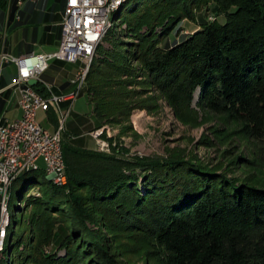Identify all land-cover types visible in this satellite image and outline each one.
Masks as SVG:
<instances>
[{
    "label": "trees",
    "instance_id": "16d2710c",
    "mask_svg": "<svg viewBox=\"0 0 264 264\" xmlns=\"http://www.w3.org/2000/svg\"><path fill=\"white\" fill-rule=\"evenodd\" d=\"M130 1L115 13L118 21L127 11L99 46L83 87L94 105L92 132L105 125L131 129L124 123L144 107L132 100L145 86L180 117L198 94L199 108L234 121L258 146L256 162L241 160L264 168V0H134L128 8ZM211 6L216 18L169 42L183 21L196 22ZM36 90L45 92L41 84ZM46 116L54 131L57 114L50 109ZM70 135L81 137L63 132L64 184L49 180L41 166L9 189L2 263L127 264L111 239L141 236L160 264H264L263 180L231 178L180 149L130 156L104 132L106 153L76 146ZM34 184L39 196H27ZM60 232L57 252L46 253Z\"/></svg>",
    "mask_w": 264,
    "mask_h": 264
},
{
    "label": "rangeland",
    "instance_id": "374dc122",
    "mask_svg": "<svg viewBox=\"0 0 264 264\" xmlns=\"http://www.w3.org/2000/svg\"><path fill=\"white\" fill-rule=\"evenodd\" d=\"M134 4L135 1L131 0L127 4V7L131 8ZM214 9L215 7L211 6L208 12L202 11L198 13L196 22L188 20L183 21L179 26L180 29L178 31L175 30L170 35L169 42L171 44L179 42L187 35H192L199 30L202 23L212 21L216 18ZM126 15L127 11L124 10L120 19L115 21V14H113L111 16V22L113 25H119L120 22L124 21ZM219 22L224 23L225 20L222 18ZM132 40L133 38L130 37L127 41L131 42ZM14 43H16L15 40ZM110 48L109 44L106 43L105 49L108 50ZM91 64L92 62L90 66ZM80 65L81 63L77 65L64 64L63 69L49 71L48 75L55 78L57 82H61L64 77H61L62 74L66 76L73 74L74 70ZM134 65L138 66L139 64L136 63ZM6 69L8 72L9 70L13 72L17 68L11 65ZM144 89L140 97L132 100V103L139 102L142 103L144 107L142 109H135L131 113L129 121L124 123L125 127L129 126L131 129L125 131L122 126L111 125H105L104 128H101L103 135L105 132L108 137L117 138L116 142L128 149L130 156H165L166 151L169 149H180L186 151L189 157L195 156L211 168L218 169L219 173H228L231 178L243 181L249 178H255L256 180L264 181V168H259L256 165H247V163L241 160V158H245L250 162H256L258 146L254 142L247 140L240 133L237 123L224 116H217L199 108L197 106L198 94L191 105V110L186 111L183 116L180 117L176 114L174 109L168 105L162 94L154 87L145 86ZM93 109L94 105L90 102L88 95L85 91H82L74 105L71 116L67 119L65 131L81 135L79 138L70 135V140H68L70 143L79 147L98 150V146H102V139L104 138L102 135V139H95L90 134L95 130L93 125V122H95ZM38 119L46 129L53 132V127L49 124L42 112L39 113ZM89 124L90 126L87 127ZM102 152L109 153V145H104V147H102ZM47 178L53 181V178L49 176H47ZM12 184L8 187L5 201L4 196H2L4 203L0 215V220L2 219L0 223L1 264H7L6 262L2 263L4 257L2 250L6 231L10 223L8 213L10 195L8 193L10 192L9 188H11ZM39 188V184L31 185L26 193L27 196L35 195L38 197ZM15 206L16 204L14 203L9 209L11 215L15 213ZM17 217L18 219L21 218L20 212L17 213ZM22 228H25V223ZM62 235L61 232L58 234L55 244L47 248L46 253L57 252ZM111 240L113 243L118 241L117 248L121 253L126 255L123 259L127 261V264H160L157 253L141 236H133V238L120 236L117 237V240ZM18 253V248L15 247L12 257L14 262H16ZM58 253L62 255L65 252L59 251Z\"/></svg>",
    "mask_w": 264,
    "mask_h": 264
},
{
    "label": "built area",
    "instance_id": "2783aa9c",
    "mask_svg": "<svg viewBox=\"0 0 264 264\" xmlns=\"http://www.w3.org/2000/svg\"><path fill=\"white\" fill-rule=\"evenodd\" d=\"M17 1L19 8L23 7L24 0ZM117 1L120 0H66L61 41L54 53L21 57L0 53L1 65L13 63L17 67L14 85L20 91L19 106L22 111L20 118L0 125V215L4 203L2 191H8V180L22 168L45 165L46 176L66 179L62 134L84 89L82 78L89 50L104 32V13ZM56 60L82 65L70 80L71 90L67 93L56 94L54 86L43 79L51 63ZM31 80H36L37 86L41 84L45 92H38L37 86L30 85ZM50 109L59 118L58 127L53 132L38 119L40 112L46 115ZM91 135L95 139H102L103 133L96 130ZM104 145L110 144L102 139V146H98V150L102 151Z\"/></svg>",
    "mask_w": 264,
    "mask_h": 264
},
{
    "label": "crops",
    "instance_id": "0c3cea01",
    "mask_svg": "<svg viewBox=\"0 0 264 264\" xmlns=\"http://www.w3.org/2000/svg\"><path fill=\"white\" fill-rule=\"evenodd\" d=\"M65 8L66 0H24V5L20 8L17 0H0V53L21 57L57 51L62 36ZM64 64L69 63L53 61L43 77L45 82L54 86L56 94L71 90L70 86L66 90L62 87L70 82L82 66H78L73 74H62L61 77H64L61 82L48 75L49 71L63 69ZM11 65L16 66L13 63L1 65L0 60V125L22 116L19 106L20 91L14 85L17 69L13 72L6 69ZM44 116L47 117L45 114ZM93 125L96 129L94 122Z\"/></svg>",
    "mask_w": 264,
    "mask_h": 264
},
{
    "label": "bare ground",
    "instance_id": "6f19581e",
    "mask_svg": "<svg viewBox=\"0 0 264 264\" xmlns=\"http://www.w3.org/2000/svg\"><path fill=\"white\" fill-rule=\"evenodd\" d=\"M127 0H120L117 1V3H113L110 6V10L106 11L104 13V32H101V36L98 38V40H96L95 44L93 45L92 49L89 50V58H87V63H85V67H84V77L82 78V85L84 87L85 84V80L87 77V74L89 72V67H90V63L92 62L93 58L96 56L97 50L99 48V46L103 43V40L105 38V36L107 35L108 31L113 27V23L111 22V16L113 14H115L118 9L126 2ZM42 165H32L30 166V168H22L21 171L16 172V176L12 177L11 179L8 180V187L10 186V184H12V182L14 180H16L15 178L17 176H19L20 174H22L23 172H27L29 170H38L39 168H41ZM45 171V165L43 166ZM51 178H53V181L57 184H62L66 181V179H61L59 177H54V176H49ZM10 189V188H9ZM7 191H2V196H4V201L6 200L5 195H6ZM5 207V206H4Z\"/></svg>",
    "mask_w": 264,
    "mask_h": 264
},
{
    "label": "water",
    "instance_id": "95a60500",
    "mask_svg": "<svg viewBox=\"0 0 264 264\" xmlns=\"http://www.w3.org/2000/svg\"><path fill=\"white\" fill-rule=\"evenodd\" d=\"M114 20H115V18H114ZM29 83H30L31 86H37L38 85V82L36 80H31Z\"/></svg>",
    "mask_w": 264,
    "mask_h": 264
}]
</instances>
